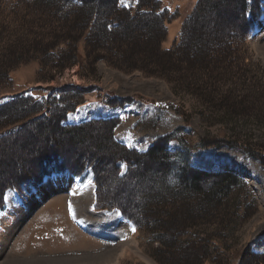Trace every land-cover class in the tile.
Wrapping results in <instances>:
<instances>
[{"label":"rangeland","instance_id":"374dc122","mask_svg":"<svg viewBox=\"0 0 264 264\" xmlns=\"http://www.w3.org/2000/svg\"><path fill=\"white\" fill-rule=\"evenodd\" d=\"M103 1L105 6L110 5V0ZM143 1V12L161 15L157 26H165V30L157 28L149 33V43L144 47L134 33L131 38L116 35L111 41L101 40L97 33L100 16L96 23L90 20L83 26L81 14L74 8L67 15L65 11L54 13L51 7L35 0H0V55L4 45L16 41L32 44L30 61L0 74V105L11 97L31 98L40 105L59 97L62 104L74 106L67 125L117 120L115 141L137 152L147 151L157 138L172 133L170 151L180 150V144H185L192 167L234 172L248 186L232 190L231 196L241 193L234 223L218 231L223 245L203 264H251L248 248L254 254L264 253V10L248 38L238 5L226 4L223 11L212 12L209 18L216 21L212 27L215 34L228 28L226 20L242 26V31L231 35L228 48L219 45L210 63L200 60L196 66L186 63L184 55L175 51L199 0ZM137 6V0L119 3L120 8L132 11L131 18L140 12ZM141 32L146 36L144 30ZM120 46L126 48L123 56L114 52ZM169 50L173 60L163 56ZM177 78L188 84L181 85ZM49 88L54 90L48 92ZM155 103L170 108H158ZM43 114L41 111L37 117ZM10 128V123L0 124V134ZM105 132L103 127L94 134ZM232 140L249 145L256 153L246 152L244 146L228 145ZM19 142L12 144L16 151L22 146L25 158L33 157V139L26 145ZM55 148L61 152L69 149L68 157L77 155L68 146L59 148L55 143ZM47 167L55 168L57 164L49 163ZM81 179L72 193L70 185L58 190L57 180H50L46 186L39 184L30 193L20 195L18 201L11 192L6 194V208L0 211V264H104L97 259L88 263L82 260L99 255V249L119 246L123 247L119 250L121 256L105 264H160L161 256L157 259L156 254L162 244L152 240L146 215L142 213L138 231L121 233L126 225L124 218L118 212L96 211L94 179L90 174ZM62 182L67 186L70 179ZM39 193L47 194L42 197L43 203L36 202ZM70 194L78 195L83 204L78 201L79 216H87L111 243L75 229L67 213L66 197ZM58 199H62L61 203L50 207ZM134 201L136 212L141 211L140 200L135 197ZM117 216L119 223H114ZM212 232L205 229L195 235L203 238ZM120 233L127 242L115 246ZM185 233L189 238L194 235L192 231Z\"/></svg>","mask_w":264,"mask_h":264},{"label":"trees","instance_id":"16d2710c","mask_svg":"<svg viewBox=\"0 0 264 264\" xmlns=\"http://www.w3.org/2000/svg\"><path fill=\"white\" fill-rule=\"evenodd\" d=\"M119 1L110 0V5L105 6L103 0H96L95 4H92V0H35L51 7L54 13L65 11V14L70 15L71 8L77 9L83 26L90 20L96 23L100 16L102 19L97 33L104 42L111 41L116 35L131 38L134 33L138 40L141 38L138 42L144 47L149 43V33L152 34L157 28L165 30V26H157L161 15L143 12V0H138L136 11L141 13L138 12L134 18L130 16L131 10L119 7ZM100 3L102 6L99 7ZM226 4L239 6L247 38L251 27L263 13L264 0H199L188 19L185 35L175 54H183L186 63L193 62L198 66L202 60L207 65L211 56L221 47L228 48L231 35L242 31L239 29L242 26L237 27L226 20L224 25L228 28L222 34H215L212 27L216 21L213 17L209 18L212 12L216 14L217 11H223L222 6ZM247 13H250L249 20L246 19ZM117 17L125 19L121 21ZM141 30L146 32V36L141 34ZM31 46L21 41L4 45L0 55V74H6L14 65L30 61L28 56L32 51ZM114 52L123 56L126 48L120 46ZM163 56L174 59L170 50L164 52ZM175 80L181 85L188 84L180 78ZM53 90L47 89L48 92ZM62 101L56 97L40 105L31 98H15L0 105V124L12 125V128L0 134V210L4 208L7 190L17 188L28 177L39 172L36 178L41 180L47 174L44 162L60 156L63 160L62 168L71 175L77 178L89 172L93 175L96 209L118 210L137 230L140 229L141 216L146 215L152 240L162 244L160 253L156 254L157 259L161 256L160 264L205 263L217 251V247L223 245L218 231L234 223V215L241 205V193L231 196L232 190L245 189L247 183L231 172H207L191 167L185 144H182L180 151L168 150L173 135L158 139L146 153H139L115 141L114 130L119 124L117 120H92L76 126L63 125L74 106L64 105ZM155 105L170 108L167 104ZM41 111L46 113L45 117L44 114L37 117ZM103 127L105 134H94ZM35 133L38 138L34 137ZM32 139L33 157L29 159L25 158L22 146L17 151L16 145L12 146L16 140L26 145ZM55 143L59 148L70 147L77 155L68 157L70 150L58 151ZM227 143L244 146L242 148L246 152L256 153L249 145L236 140ZM116 185L120 188L117 189ZM135 197L141 202L139 212L134 207ZM205 229H212V234L203 238L195 235ZM186 231H192L194 235L189 238L185 236ZM249 249L246 254L251 264H264V253L254 254Z\"/></svg>","mask_w":264,"mask_h":264},{"label":"crops","instance_id":"0c3cea01","mask_svg":"<svg viewBox=\"0 0 264 264\" xmlns=\"http://www.w3.org/2000/svg\"><path fill=\"white\" fill-rule=\"evenodd\" d=\"M61 201H62V199H58V201L55 202V203H52L50 205V207L52 206V208H53L57 204H60ZM77 201H79V205H83L79 199H77ZM63 204H64V200H63ZM101 248H103V247H101ZM121 248H123V247L122 246H119V247H117L116 249H113V250L106 249V248H104L103 250L102 249H99L100 250V254L99 255L92 256V257H86L82 261H87V263H88V262H90L89 260L96 261V259H97L99 261H102L105 264L106 262H110L111 260H113V258L115 259L116 257H120L121 254H119V250H121ZM84 253H87V251H85ZM122 253H123V250H122ZM50 255H52V254H50ZM50 255H47V256H50ZM33 260H35L36 262L38 261L36 259H33ZM48 261H51V260H48Z\"/></svg>","mask_w":264,"mask_h":264},{"label":"bare ground","instance_id":"6f19581e","mask_svg":"<svg viewBox=\"0 0 264 264\" xmlns=\"http://www.w3.org/2000/svg\"><path fill=\"white\" fill-rule=\"evenodd\" d=\"M51 181H53V180H51ZM50 182V181H49ZM65 183V182H64ZM54 184L56 185V183L54 182ZM57 184H59V183H57ZM60 185V184H59ZM59 185H58V188H59ZM65 187H67L66 186V184L64 185ZM51 188H52V186H51V184H49V189L51 190ZM57 191V190H56ZM47 192H48V190H47ZM43 195V196H42ZM46 196H47V194L45 195L44 193L42 194V193H39L38 194V196H37V198H36V202H38V203H43L44 201H43V199H42V197L43 198H46ZM40 198V199H39ZM42 199V200H41ZM41 201H43V202H41ZM104 259V258H103ZM108 259V258H107ZM110 261V260H109ZM110 262H112V261H110ZM108 263V262H107Z\"/></svg>","mask_w":264,"mask_h":264}]
</instances>
